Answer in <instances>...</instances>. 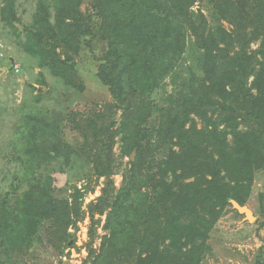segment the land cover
<instances>
[{"label":"rangeland","instance_id":"374dc122","mask_svg":"<svg viewBox=\"0 0 264 264\" xmlns=\"http://www.w3.org/2000/svg\"><path fill=\"white\" fill-rule=\"evenodd\" d=\"M93 1L83 0L81 11L86 13ZM218 1L223 0H197L190 7L194 20L199 21L203 15L209 27L221 24L232 28L227 19L217 17L214 6ZM39 2L0 0V195L12 205L31 189L32 181L24 179L31 158L30 152H26V135L38 119L43 123V132L36 136V144L41 147L33 150L31 178L41 181L39 176H46L48 172L52 178L50 193L58 201L59 210H67L69 215L67 221L57 224L52 218L44 219L37 227L35 240L27 246L24 244L19 251L7 253L0 248V264H95L104 237L111 238L113 232L106 227L113 207L106 206L100 213L104 205L99 203L109 181L113 200H123L124 204L116 224L121 231L117 236L123 244L119 245L121 250L108 254L105 264H264V211L260 206L264 170L255 172L250 194L243 201L253 210L256 220H246L231 202L236 199H231L213 226L204 235L193 238V242L179 238L182 235L179 229L167 237L168 229L173 226L170 219L180 214L177 210L182 207L181 203L174 209L168 201L171 215L163 217L162 212L155 217L158 213L150 210L148 204L137 207L133 202L150 201L151 176L158 172L153 161L156 157H166L169 148L179 151L177 138L173 136L175 144L171 143L168 135L158 131L159 111L141 108L137 114L136 107L127 121L128 111L119 106L108 87L99 81L100 61L110 48L109 26L100 15L93 41L84 42L74 57L76 85L68 84L49 67L41 66L39 59L23 47L25 35H17L10 23L22 25L23 30L24 26L34 29ZM51 4L55 22L56 9ZM77 8L71 4V14ZM13 14L18 20L13 21ZM252 30L248 27V31ZM184 33L189 35L184 50L180 47L183 52L174 70L177 74L168 76L149 96L151 102L155 100L163 107L165 94L186 99L191 96L185 82L193 74L203 84H210L200 66L202 50L195 45L196 37L188 28ZM259 43L251 42L250 48L257 49ZM73 51L63 46L58 48L62 58L72 56ZM228 90L232 91L231 85ZM233 94L232 91L227 97L234 100ZM220 103L224 106L221 97L219 105L205 106L200 113L193 111L186 128L196 125L200 129L204 124L220 122L224 111ZM96 127L103 132V136L99 135L101 139H96ZM48 152L53 156L49 157ZM101 165L102 169L109 167L112 174L102 175ZM186 222L181 216L178 225L184 227ZM133 226L137 227L135 236ZM190 252L198 256H190Z\"/></svg>","mask_w":264,"mask_h":264},{"label":"trees","instance_id":"16d2710c","mask_svg":"<svg viewBox=\"0 0 264 264\" xmlns=\"http://www.w3.org/2000/svg\"><path fill=\"white\" fill-rule=\"evenodd\" d=\"M196 1L94 0L91 8L83 13V0H40L34 29L24 26L23 32L10 21L17 35H25L23 47L39 59L41 66L49 67L55 76L76 85L74 57L84 42L93 41L99 29L97 17H102L104 24L109 26L110 48L101 58L97 72L99 81L108 87L119 106L128 111L127 121L136 107L137 114L141 108L159 111L158 131L168 135L171 143L177 138L175 143L180 148L179 151L169 148L166 157H156L153 161L158 172L151 176L149 202H152L134 201L133 204L137 207L148 204L150 210L158 213L155 217L162 212L163 217H167L171 215L168 201L174 209L181 203L182 207L177 210L180 214L170 219L173 226L168 229L167 237L179 229L182 231L179 238L184 237L189 242L213 226L231 199L244 205L255 172L264 170V0L215 2L217 17L227 19L232 28L221 24L209 27L203 15L199 21L194 20L190 7ZM51 2L56 9L55 22L52 21ZM71 4L78 6L74 14L70 12L73 10ZM13 16V21L18 20ZM248 27L253 30L248 31ZM187 28L196 37L197 49L202 50L200 66L207 73L210 84H203L199 76L193 74L185 82L191 96L186 99L165 94L163 107L155 100L151 102L149 96L168 76L177 74L174 70L186 46L189 34L185 35L184 31ZM256 41L260 42L259 46L252 50L251 42ZM62 46L74 49L72 56L62 58L58 53ZM229 85L234 100L227 97L232 92L227 91ZM220 97L224 99V106L220 103L224 107L220 122L204 124L200 129L196 125L186 128L193 111L200 113L205 106L219 105ZM223 124L225 127L221 128ZM42 128L43 123L36 119L26 135V152H30L31 158L28 161L30 170L27 167L24 179L32 181L31 189L12 205L0 195V248L7 253L32 243L44 219L52 218L57 224L67 221L69 215L67 210H59L58 201L50 193L52 178L48 172L46 176H39L41 181L31 178L33 150L41 147L36 144V136L43 132ZM95 130L96 139H101L102 130L97 127ZM48 153L49 157L53 156L52 152ZM100 168L102 175L112 174L109 167L102 169L101 165ZM111 184L107 182L99 203L104 205L100 213L106 206L113 207L106 225L113 232L111 238L104 237L95 264L107 263L108 254L123 244L117 236L121 231L116 224L124 204L123 200H113ZM260 206L264 211V193ZM181 216L187 221L184 227L178 225ZM133 228L135 236L137 227Z\"/></svg>","mask_w":264,"mask_h":264},{"label":"water","instance_id":"95a60500","mask_svg":"<svg viewBox=\"0 0 264 264\" xmlns=\"http://www.w3.org/2000/svg\"><path fill=\"white\" fill-rule=\"evenodd\" d=\"M15 25L19 28V30H23V26L15 23ZM132 160H134V155H132ZM233 206L235 209H237V211L241 214L245 215L246 220H248L249 222H252V220H256V216L253 212V210H251V208H249V206L247 205H241L239 202H237L236 200H231Z\"/></svg>","mask_w":264,"mask_h":264}]
</instances>
